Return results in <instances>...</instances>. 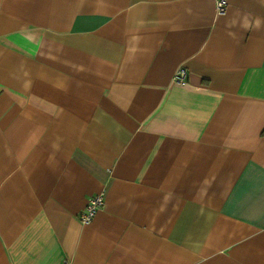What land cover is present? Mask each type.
Instances as JSON below:
<instances>
[{
	"label": "crops",
	"instance_id": "crops-1",
	"mask_svg": "<svg viewBox=\"0 0 264 264\" xmlns=\"http://www.w3.org/2000/svg\"><path fill=\"white\" fill-rule=\"evenodd\" d=\"M0 264H264V0H0Z\"/></svg>",
	"mask_w": 264,
	"mask_h": 264
},
{
	"label": "built area",
	"instance_id": "built-area-1",
	"mask_svg": "<svg viewBox=\"0 0 264 264\" xmlns=\"http://www.w3.org/2000/svg\"><path fill=\"white\" fill-rule=\"evenodd\" d=\"M216 11L223 13L227 6V0H214ZM186 70L184 67H178L173 74V81L176 83L186 82ZM104 204V197L102 192L94 193L88 197L85 207L79 212L78 219L81 223H89L97 212Z\"/></svg>",
	"mask_w": 264,
	"mask_h": 264
}]
</instances>
